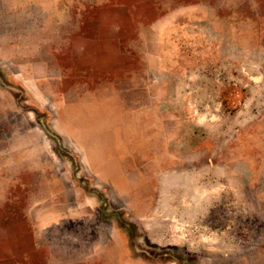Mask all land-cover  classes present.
I'll return each instance as SVG.
<instances>
[{
  "label": "rangeland",
  "instance_id": "rangeland-1",
  "mask_svg": "<svg viewBox=\"0 0 264 264\" xmlns=\"http://www.w3.org/2000/svg\"><path fill=\"white\" fill-rule=\"evenodd\" d=\"M0 264H264V0H0Z\"/></svg>",
  "mask_w": 264,
  "mask_h": 264
}]
</instances>
